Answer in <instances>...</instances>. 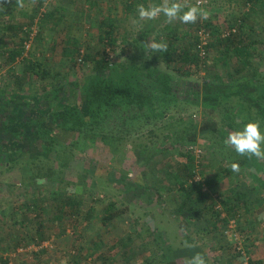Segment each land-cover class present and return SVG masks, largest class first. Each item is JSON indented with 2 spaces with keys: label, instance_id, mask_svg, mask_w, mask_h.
Wrapping results in <instances>:
<instances>
[{
  "label": "rangeland",
  "instance_id": "1",
  "mask_svg": "<svg viewBox=\"0 0 264 264\" xmlns=\"http://www.w3.org/2000/svg\"><path fill=\"white\" fill-rule=\"evenodd\" d=\"M131 1L23 0L13 21L24 23V27L31 19L35 23L23 56L12 64L14 68H0V86L14 90L11 94L15 98V102H1L3 108L11 110L10 103L19 106L21 99L33 98L32 89L43 93L45 86L46 90L60 84L67 86L91 72V60L101 57L98 53L105 44L99 40L98 21L110 10L120 19L116 23H121L114 34L117 43L112 47L106 45L108 59L114 65L127 58L121 52L127 35L130 41H140L143 58L155 67L199 81L216 74V66L224 75L226 70L217 61L219 53L211 47L219 34L212 33V26L206 27L204 23L211 21L213 26H219L223 36L235 21L242 23L246 17L245 30L250 39L257 41V55L262 56L261 60L255 58V72L264 74L263 2L246 5L245 0H207L198 5L197 0H183L187 7L199 6L208 12L207 18L185 24L179 19L170 22L162 14L154 20H141L133 8L163 0ZM54 9L59 24L52 20L50 28L40 29L39 17ZM1 13L0 46L6 51L18 49L22 32L5 29L10 24L9 17ZM169 28L171 34L178 32L176 40L181 45L199 41V30L205 31L208 49L204 64L173 61L164 52L156 53L151 48V42H161L169 36ZM186 31L191 33L189 38ZM73 39L78 41L80 52L88 55V60L80 64ZM134 55L139 56L140 52ZM24 57L44 62L50 74L41 79L34 73H24ZM233 68L230 62L229 70ZM245 74L248 73L244 71ZM79 96L78 91L71 100ZM183 109L176 107V114L169 112L163 119L135 120L123 127L106 129L96 133L94 140L54 129L63 145L59 146L57 176L53 180L29 178L31 173L24 161L30 158L26 148L35 150L38 145L32 141L35 136L29 135L27 144L19 145L20 149L8 147L6 164H0V256L8 264H168L174 258L177 264H189L192 256L201 253L208 264H254L255 260L264 264V160L255 158L251 164L240 167L238 173L226 174L225 168L231 169L240 157L224 142L234 129L226 120L219 124L224 136L198 133L196 141L176 142L171 133L177 130L178 135H186L181 126L205 120L201 105ZM13 112L20 115L21 109L13 107ZM210 118H217V114L211 111ZM188 128L191 134L194 129ZM184 153H191L196 164L195 176H185L186 185L197 182L209 195L199 219L182 220L176 212L184 193L174 172L186 161ZM230 192H248L250 197V207L241 205L234 217L222 202ZM69 194L75 195L76 201L59 204ZM36 198L43 199L44 210L34 207ZM112 202L122 213L107 221L106 209ZM60 205L66 212L63 219L56 216L55 208ZM212 208L222 212L217 229L213 224L216 218L211 217Z\"/></svg>",
  "mask_w": 264,
  "mask_h": 264
},
{
  "label": "trees",
  "instance_id": "2",
  "mask_svg": "<svg viewBox=\"0 0 264 264\" xmlns=\"http://www.w3.org/2000/svg\"><path fill=\"white\" fill-rule=\"evenodd\" d=\"M22 2L23 0H0L1 16L4 14L9 17L10 24L5 29L8 28L17 34L22 32L23 35L20 36L21 47L18 49L6 51L3 46H0L2 49V51L0 50V68L4 66L14 68L12 64L19 56H23L26 41L32 33L34 19H31L26 27H24V23L13 21L16 10ZM262 2L264 3V0H245L244 3L255 5ZM129 5L133 4L129 3ZM95 6L99 7V4L95 3ZM92 7L94 6L92 5ZM133 9L137 11V7ZM55 11L56 9L46 11L42 17H39L37 22L40 29L50 28V23L53 21L54 24H59V19L54 15ZM112 13L113 11L110 10L107 16H102L98 21L99 40L101 43H105L102 51L98 53L101 54V57L92 58L91 72L79 80L71 82L67 86L60 84L51 90H46L45 86L43 93H36V90L32 89L31 91H35V96L30 99L27 97L21 99L19 106L10 103L11 110L3 108L1 102L9 100L15 102V98L11 94L14 90L11 91L0 86V164H6L5 155L10 152L8 147L22 146L24 142L27 144L28 136L32 135V138L35 136L32 141L38 145L35 150L26 148L30 153V158L24 161L31 173L29 178L32 180L39 178L53 180L57 176L55 163L59 157V146L63 145L56 138L54 129L71 131L85 139L94 140L95 137L97 138L96 133H101L106 129L123 127L135 120L163 119L169 112L176 114L178 111H173L176 107L181 111L190 105L196 107L201 105L205 116V120L201 124L196 122L191 124L190 122L189 126H181L180 129H183L182 131L186 135H178L177 130L171 133L175 135L176 142L196 141L198 133L203 136L208 134L224 136L225 132L220 130L219 124L226 120H228L226 122L230 128L234 130L242 127L249 120H259L264 126V74L258 75V72H255V62H257L255 58L259 57L261 60L262 56L257 55V51H259L256 49L257 41L250 39L249 33L245 30L246 17L243 18L242 23L239 20L235 21L232 25L234 28L230 26L229 33L223 36H220L219 26H213L211 21L204 23L206 27L212 26V33L219 34L211 43V47L219 53L217 61L225 68L226 74L222 75L216 66V74H210L203 81H199L149 64L147 58H143L141 52L143 46L140 41L138 39L130 41L127 35L123 38L125 41L121 46V52L127 55V58L119 65L110 62L106 45L112 47L117 43V36L114 34H117V25H120L116 23L120 21L119 17H114ZM171 33L172 31L166 39L162 40L167 44V49L163 51L167 58L177 62L196 63L197 66L204 64L206 60L205 56L199 52L198 40L195 39L189 45H181L176 40L178 32ZM186 35L189 38L191 33L186 31ZM73 41L76 46L74 53L79 55L77 63L80 64L84 60H88V55L80 52L78 41L74 39ZM206 48L208 49V46ZM68 50L66 48V51ZM137 51L140 52L139 56L134 55ZM68 54H71V51H68ZM23 61L24 73H34L41 79L50 74L44 62L40 60L24 57ZM230 62L233 63V71L229 70ZM244 71L248 74L244 75ZM78 91L81 97L72 101L71 98ZM10 96L11 98H9ZM13 107L21 109L20 115L13 112ZM238 109L243 111L238 112ZM211 111L217 114V118H210ZM238 116L241 118H237V120ZM188 127L194 129H190L191 134L188 132ZM184 155L186 161L182 162V165L174 172L184 193L176 212L182 220H186L188 217L199 219L204 214L203 204L206 203L209 195L197 182L186 185L185 176L186 178L195 176L196 164L191 153H184ZM239 156L234 162H238L240 167L255 161V157ZM225 172L229 174L233 171L227 167ZM209 183L212 185L211 179ZM56 193L60 194V192ZM249 198L248 192H235L234 195H231L230 192L222 200L223 208L230 216L234 217L241 205L250 207ZM75 201L76 196L69 194L59 204L70 205ZM44 203L43 199L39 201L36 198L34 207L44 210ZM55 209L58 218L63 219L66 216V212L63 213L62 205ZM212 210L214 214L212 213L211 217L216 218L213 224L217 229V222L221 220L222 212L214 208ZM106 211L104 219L107 221L122 213V210L114 207L113 202L109 204ZM252 262L263 264L261 260ZM0 264H8V260L0 256ZM168 264H177L176 259L170 260Z\"/></svg>",
  "mask_w": 264,
  "mask_h": 264
},
{
  "label": "clouds",
  "instance_id": "3",
  "mask_svg": "<svg viewBox=\"0 0 264 264\" xmlns=\"http://www.w3.org/2000/svg\"><path fill=\"white\" fill-rule=\"evenodd\" d=\"M161 14L170 22L179 19L188 24L207 18L208 12L199 6L187 7L183 0H163L162 3L139 4L137 7V16L141 20H154ZM150 46L156 53L167 49V44L163 41L151 42ZM224 142L239 155L264 160V126L259 120H249L242 127L230 132ZM231 169L234 173H238L239 163L233 162ZM189 264H208V262L203 254L197 253L191 257Z\"/></svg>",
  "mask_w": 264,
  "mask_h": 264
},
{
  "label": "built area",
  "instance_id": "4",
  "mask_svg": "<svg viewBox=\"0 0 264 264\" xmlns=\"http://www.w3.org/2000/svg\"><path fill=\"white\" fill-rule=\"evenodd\" d=\"M205 3H207V0H197L198 5L205 4ZM228 33H229V31L226 34H228ZM207 44H208V41H207L205 31L203 29H201V30H199L198 48H199V52L202 56H206V54H207V48H206Z\"/></svg>",
  "mask_w": 264,
  "mask_h": 264
},
{
  "label": "crops",
  "instance_id": "5",
  "mask_svg": "<svg viewBox=\"0 0 264 264\" xmlns=\"http://www.w3.org/2000/svg\"><path fill=\"white\" fill-rule=\"evenodd\" d=\"M121 24V23H120Z\"/></svg>",
  "mask_w": 264,
  "mask_h": 264
}]
</instances>
